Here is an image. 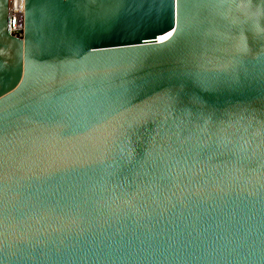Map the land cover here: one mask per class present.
Masks as SVG:
<instances>
[{
    "label": "water",
    "instance_id": "obj_1",
    "mask_svg": "<svg viewBox=\"0 0 264 264\" xmlns=\"http://www.w3.org/2000/svg\"><path fill=\"white\" fill-rule=\"evenodd\" d=\"M0 0V264H264V0Z\"/></svg>",
    "mask_w": 264,
    "mask_h": 264
},
{
    "label": "built area",
    "instance_id": "obj_2",
    "mask_svg": "<svg viewBox=\"0 0 264 264\" xmlns=\"http://www.w3.org/2000/svg\"><path fill=\"white\" fill-rule=\"evenodd\" d=\"M11 33L18 37H23V17H24V0H11Z\"/></svg>",
    "mask_w": 264,
    "mask_h": 264
}]
</instances>
